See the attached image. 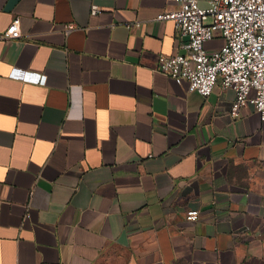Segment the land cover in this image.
Instances as JSON below:
<instances>
[{
    "label": "crops",
    "instance_id": "obj_1",
    "mask_svg": "<svg viewBox=\"0 0 264 264\" xmlns=\"http://www.w3.org/2000/svg\"><path fill=\"white\" fill-rule=\"evenodd\" d=\"M173 8L0 0V264H264V121L159 71Z\"/></svg>",
    "mask_w": 264,
    "mask_h": 264
},
{
    "label": "built area",
    "instance_id": "obj_2",
    "mask_svg": "<svg viewBox=\"0 0 264 264\" xmlns=\"http://www.w3.org/2000/svg\"><path fill=\"white\" fill-rule=\"evenodd\" d=\"M174 8L160 13L157 21L172 22L178 48L183 54L162 56L159 71L175 85H186L188 92L207 98L219 82L234 93L230 116L238 117L251 104L264 121V0H210L201 8L197 0H172ZM95 7L91 13L96 14ZM138 27L139 24L133 25ZM70 25L66 32L74 30ZM219 35L222 46L208 51L205 44ZM20 22L15 18L2 38L19 39ZM11 77L40 82L39 75L14 70ZM197 210H188L185 220L199 219Z\"/></svg>",
    "mask_w": 264,
    "mask_h": 264
}]
</instances>
